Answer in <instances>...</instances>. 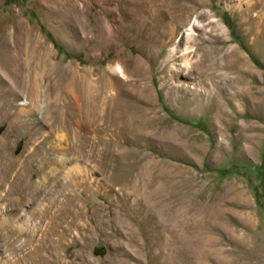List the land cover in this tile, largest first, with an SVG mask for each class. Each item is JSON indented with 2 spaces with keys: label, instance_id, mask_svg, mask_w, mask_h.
Returning <instances> with one entry per match:
<instances>
[{
  "label": "rangeland",
  "instance_id": "1",
  "mask_svg": "<svg viewBox=\"0 0 264 264\" xmlns=\"http://www.w3.org/2000/svg\"><path fill=\"white\" fill-rule=\"evenodd\" d=\"M0 264H264V0H0Z\"/></svg>",
  "mask_w": 264,
  "mask_h": 264
},
{
  "label": "bare ground",
  "instance_id": "2",
  "mask_svg": "<svg viewBox=\"0 0 264 264\" xmlns=\"http://www.w3.org/2000/svg\"><path fill=\"white\" fill-rule=\"evenodd\" d=\"M62 92L64 94L63 98H61L64 100L63 105L69 108V111L72 112L70 117L66 118V122L68 123L67 127L69 129L72 128L73 124H76L78 127H81L83 122L86 123L87 116H92V117L100 116V110H101V104L103 101V97H102V92L100 91L99 85L98 87L96 86V90L92 92L95 97L94 103L86 97V93L80 87H77L75 85L62 90ZM61 99H58L59 103H61ZM86 103H87V106H86ZM88 105H89V108L86 111L85 107H88ZM91 106L95 110H93ZM51 119H53V117Z\"/></svg>",
  "mask_w": 264,
  "mask_h": 264
},
{
  "label": "trees",
  "instance_id": "3",
  "mask_svg": "<svg viewBox=\"0 0 264 264\" xmlns=\"http://www.w3.org/2000/svg\"><path fill=\"white\" fill-rule=\"evenodd\" d=\"M47 36L51 39V35L49 34V33H47ZM56 45V44H55ZM57 46V45H56ZM253 61L257 64V65H259V62L257 61V60H255V59H253Z\"/></svg>",
  "mask_w": 264,
  "mask_h": 264
}]
</instances>
